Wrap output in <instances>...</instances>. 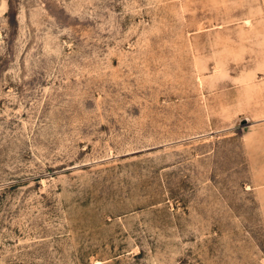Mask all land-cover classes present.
Returning a JSON list of instances; mask_svg holds the SVG:
<instances>
[{"label": "rangeland", "instance_id": "1", "mask_svg": "<svg viewBox=\"0 0 264 264\" xmlns=\"http://www.w3.org/2000/svg\"><path fill=\"white\" fill-rule=\"evenodd\" d=\"M262 164L264 0H0V264H264Z\"/></svg>", "mask_w": 264, "mask_h": 264}, {"label": "crops", "instance_id": "2", "mask_svg": "<svg viewBox=\"0 0 264 264\" xmlns=\"http://www.w3.org/2000/svg\"><path fill=\"white\" fill-rule=\"evenodd\" d=\"M263 160V158H262ZM264 165V164H262ZM262 182L264 184V176H262ZM261 206H262V214H264V185L262 186V191H261Z\"/></svg>", "mask_w": 264, "mask_h": 264}]
</instances>
